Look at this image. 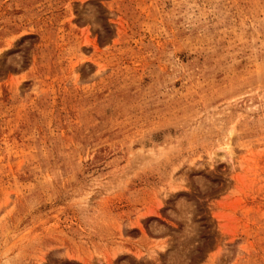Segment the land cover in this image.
<instances>
[{"label":"rangeland","instance_id":"1","mask_svg":"<svg viewBox=\"0 0 264 264\" xmlns=\"http://www.w3.org/2000/svg\"><path fill=\"white\" fill-rule=\"evenodd\" d=\"M0 264H264V0H0Z\"/></svg>","mask_w":264,"mask_h":264}]
</instances>
